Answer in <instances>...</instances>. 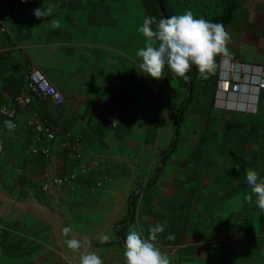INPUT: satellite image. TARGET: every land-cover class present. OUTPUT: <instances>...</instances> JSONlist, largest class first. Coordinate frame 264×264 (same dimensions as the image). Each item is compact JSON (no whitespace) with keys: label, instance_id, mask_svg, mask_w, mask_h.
I'll list each match as a JSON object with an SVG mask.
<instances>
[{"label":"crops","instance_id":"0c3cea01","mask_svg":"<svg viewBox=\"0 0 264 264\" xmlns=\"http://www.w3.org/2000/svg\"><path fill=\"white\" fill-rule=\"evenodd\" d=\"M234 2L226 59L264 74V0ZM48 6L52 15L36 19L34 9ZM145 17L146 0H0V106L25 91L31 64L63 96L32 97L2 136L0 264H79L67 239L124 264L129 229L147 238L157 223L165 229L154 243L171 264H264V212L255 195L246 200V170L264 179V91L255 112L215 106L216 67L183 105L178 77L139 68ZM31 114L80 137L85 173L54 142L31 141ZM70 172L78 177L58 195L41 190L46 174Z\"/></svg>","mask_w":264,"mask_h":264},{"label":"clouds","instance_id":"9594fccd","mask_svg":"<svg viewBox=\"0 0 264 264\" xmlns=\"http://www.w3.org/2000/svg\"><path fill=\"white\" fill-rule=\"evenodd\" d=\"M26 2L28 0H21V3ZM52 13V6L38 7L34 9L33 15L36 19L44 21ZM51 27L59 28L60 22L53 21ZM139 31L145 37L144 46L136 53L140 58L139 68L155 80L162 79L165 68L174 77L188 79L187 74L193 66L200 78L208 79L215 72L217 57L230 56L228 44L231 37L223 25L196 18L191 10L158 21L155 17H145ZM4 123L10 130L15 128L11 120ZM246 181L251 187V194L246 197L247 202L252 203L255 195L256 205L264 212V179H261L255 170L248 169ZM164 229V225L157 223L148 230L149 236L145 238L142 229L138 231L130 228L124 240V264H171L168 255L154 243L157 234L164 232ZM71 230V227H65L62 231L67 236ZM109 239L108 235H104L101 242L106 243ZM169 239L172 237L169 236ZM65 243L73 253H79V264H104L96 252L87 248L81 250L80 240L67 239Z\"/></svg>","mask_w":264,"mask_h":264},{"label":"built area","instance_id":"2783aa9c","mask_svg":"<svg viewBox=\"0 0 264 264\" xmlns=\"http://www.w3.org/2000/svg\"><path fill=\"white\" fill-rule=\"evenodd\" d=\"M217 61V78L214 87L215 106L227 110L255 112L259 95L264 91L262 67L228 60L219 56ZM32 97L50 98L56 103H60L63 100L62 94L34 64H31L28 68L25 91L14 94L9 105L0 106V114L15 124L14 129L18 127L16 122L17 110L27 107L32 101ZM26 126L32 134L31 141L33 143L39 141L41 137L54 142L67 157L79 161V173L86 172V165L82 162L83 147L79 136L58 135L37 114L30 115L26 120ZM6 130L10 129L0 124V154L4 149L2 136ZM31 152L43 155L48 154V150L44 147L33 146ZM78 172L62 175L46 174L45 180L41 184V190L51 195H58L66 184L73 182L78 177ZM99 185L100 183H96V186Z\"/></svg>","mask_w":264,"mask_h":264},{"label":"trees","instance_id":"16d2710c","mask_svg":"<svg viewBox=\"0 0 264 264\" xmlns=\"http://www.w3.org/2000/svg\"><path fill=\"white\" fill-rule=\"evenodd\" d=\"M213 1L217 2L218 0H213ZM219 1L221 2V8L219 10V13H217L215 17H212L211 19H208L207 21H210L212 23L222 24L224 27L225 24L230 20L232 16V13L236 7V2H234V0H219ZM146 5H147V11L149 12L150 17H155L157 21L161 18H167L173 15H176L174 10L171 7V3L169 0H146ZM154 27L155 25H153V28ZM167 72L171 75V72L168 69H167ZM187 75H188V79L179 78V80L187 89H188L189 83L192 84V91H191L192 93L194 90V84L196 83L197 80L200 79L195 66H193V68L189 71ZM191 93L186 99V103L189 102L192 96ZM178 121H180V116L178 118Z\"/></svg>","mask_w":264,"mask_h":264},{"label":"rangeland","instance_id":"374dc122","mask_svg":"<svg viewBox=\"0 0 264 264\" xmlns=\"http://www.w3.org/2000/svg\"><path fill=\"white\" fill-rule=\"evenodd\" d=\"M176 15L191 10L196 18L205 20L215 17L221 8V2L213 0H169ZM189 103V102H188Z\"/></svg>","mask_w":264,"mask_h":264},{"label":"water","instance_id":"95a60500","mask_svg":"<svg viewBox=\"0 0 264 264\" xmlns=\"http://www.w3.org/2000/svg\"><path fill=\"white\" fill-rule=\"evenodd\" d=\"M191 89H192V85L189 84V86H188V92H187V95H186V97H185V100L183 101V105H185V103H186V98H187L189 92L191 91Z\"/></svg>","mask_w":264,"mask_h":264}]
</instances>
